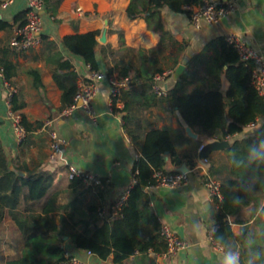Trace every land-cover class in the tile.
Returning <instances> with one entry per match:
<instances>
[{"label": "crops", "instance_id": "0c3cea01", "mask_svg": "<svg viewBox=\"0 0 264 264\" xmlns=\"http://www.w3.org/2000/svg\"><path fill=\"white\" fill-rule=\"evenodd\" d=\"M129 1L62 0L55 16L44 11L41 42L26 52L11 49L10 40L14 28L0 31V60L15 67V74L7 82L15 89L19 102L24 104L20 114L30 123H43L42 127L33 129L18 143L8 115L10 108L6 103L7 88L0 80V150L5 155L7 167L21 178L34 176L39 172L50 173L53 176L50 192L60 193L59 206H63L69 198V166L100 179L101 189L82 182L76 186V208L78 212L83 213L92 205L107 210L123 194L129 192L134 183L133 167L140 157V147L146 131L169 129L180 164L185 163L189 170L188 182L178 189H147L149 205L155 217L167 224L176 236L188 245V248L180 252L170 264H217L218 254L207 240V232L212 226L215 211L209 202L204 182L207 176L218 181L228 177L225 172L228 166L226 148L212 152L207 157V162H202L198 147L210 141L191 128L195 138L188 137V126L173 109L170 100L151 98L149 84L140 81L127 88L130 95L121 96L114 108L109 107L108 83L100 81L92 101L94 118H90L81 110L63 118L59 111L61 92L53 82L52 76L54 72L65 73L58 69V65L67 62L77 75V86L87 84L90 77L88 66L81 57L69 53L61 41L68 35L99 31V45L95 55L100 72L117 76L118 72L126 68L125 78L131 81L139 72L150 74L153 70L151 64L155 63L163 72H171V76L162 83L164 88L171 89L175 83L173 74L176 68L182 65L181 74L186 72L185 90L190 92L195 89H212L224 95L229 83L225 77L227 67L221 65L219 60L220 41L227 34H237L250 48L264 57V0H233L235 10L231 14L218 24H204L198 30L191 26L186 14H175L164 9L163 22L170 35L156 54L150 53L149 50L157 44L158 33L148 31L143 19H127L126 8ZM186 8L187 6L183 7L184 10H187ZM25 10L24 0H16L6 10H0V20L12 23L14 17ZM3 49L6 53H1ZM29 70L38 71L43 88H33L31 78L27 75ZM0 71L3 73L1 68ZM127 102L131 103L130 109L128 112H122ZM126 114L145 128L140 132L137 141H133L123 128V116ZM47 121L53 122L52 128L45 126ZM263 124L264 116L225 141L230 144L233 139L251 138L253 130ZM52 130L65 144L61 146L60 152L50 159ZM165 161V170L175 172L178 166H171L167 157ZM212 166L219 171L214 176L208 175ZM258 194L259 191L254 192V195ZM263 200L264 197L261 201L264 202ZM252 203L243 210L241 218H250ZM72 213L70 209L61 210L55 216L56 219L59 216L67 219V232L71 231L73 219L69 215ZM196 223L202 225L199 232L193 230ZM240 229V225L232 223V236L239 235ZM21 248L19 231L6 215L0 223V264L17 258L21 254ZM65 249L67 257L85 264H113L111 259L101 262L93 255L74 248L69 241ZM145 261L146 257L135 254L122 264H143Z\"/></svg>", "mask_w": 264, "mask_h": 264}, {"label": "trees", "instance_id": "16d2710c", "mask_svg": "<svg viewBox=\"0 0 264 264\" xmlns=\"http://www.w3.org/2000/svg\"><path fill=\"white\" fill-rule=\"evenodd\" d=\"M44 11L55 16L62 0H43ZM202 0H130L126 8V17L130 21L143 19L146 29L158 33L157 44L149 50L156 54L169 38L166 30L162 11L167 9L171 13H184L189 18L191 11L183 7H197ZM26 23L25 12L17 14L12 23L0 20V31L22 27ZM99 31L83 34L68 35L62 38V46L71 54L79 56L88 66L89 72H98L99 64L95 55L98 47L97 38ZM221 65L227 67L225 77L229 83L227 92L223 95L217 90L195 89L190 92L185 90L186 72L175 80L174 86L167 90V96L160 99H169L173 109L177 112L183 123L189 128L198 131L210 142L225 141L235 134L241 133L244 128L254 124L264 116V99L259 96L251 85L252 63L241 60L235 49L227 44L224 39L220 41ZM1 53H6L3 49ZM0 68L4 78L10 81L15 74V67L7 61L0 60ZM150 74L138 73L130 86L140 81L148 83L150 90L154 84V76L163 73L155 63ZM58 69L65 73H53V82L60 90V108L63 111L69 107L79 91L77 75L72 71L67 62L60 63ZM125 71V72H124ZM34 89L43 88L41 77L37 70L27 71ZM127 76L126 68L117 73L118 79ZM171 76V75H170ZM169 76V77H170ZM130 95V90L125 89L121 96ZM151 98L155 94L151 91ZM130 102L124 104L122 112H128ZM24 104L19 102L18 95L13 94L10 100V111L21 118V126L25 135L33 129L42 127L43 123H30L20 114ZM114 108V107H113ZM123 128L133 141H137L140 132L145 130L140 122L126 114L123 116ZM264 132V124L258 128ZM257 129V130H258ZM259 134V133H257ZM251 138L233 139L225 149L228 166L225 172L228 177L220 181V200L216 202L217 209L214 213L217 234H224L226 238L240 240L243 232L258 233L264 229V217L257 215V210L264 206L261 199L264 197V171L255 173L251 170L236 169L230 164L233 152L242 154ZM171 166H179L180 159L170 139L169 129H150L146 131L145 138L140 147V157L133 167L134 183L128 196L120 209L117 217L100 219L97 216L98 208L95 205L86 208L85 212L77 211L78 198L75 188L82 181L72 177L68 186L69 198L59 206V194L51 193L53 176L48 172H39L36 175L18 176L7 167L3 151L0 150V223L6 215L10 217L17 227L22 239L21 254L15 259H9L5 264H70V257H66L65 245L69 241L74 248L85 251L99 261L109 259L113 264H122L130 256L139 254L146 257L143 264H158L156 256L166 250V244L159 233V224L149 205L147 187L155 183L153 175L157 171L165 170L166 161ZM185 159L187 156L184 157ZM218 169L212 167L208 175L214 176ZM251 183L252 189L246 195L241 191L242 185ZM259 191L258 195H254ZM262 194V196H260ZM241 195L244 199L242 206H234L230 198ZM264 201V200H263ZM252 203V215L249 219L241 218L243 210ZM71 210L73 219L71 231L65 227L67 219L63 216L55 218L59 211ZM251 220V223L249 221ZM241 226L240 233L232 236L231 224ZM77 227V230L75 228ZM66 237V240H64ZM151 252L153 255L148 256Z\"/></svg>", "mask_w": 264, "mask_h": 264}, {"label": "built area", "instance_id": "2783aa9c", "mask_svg": "<svg viewBox=\"0 0 264 264\" xmlns=\"http://www.w3.org/2000/svg\"><path fill=\"white\" fill-rule=\"evenodd\" d=\"M16 0H1L0 10L4 11L15 3ZM25 2V18L26 23L19 28L13 29L12 38L10 40V47L16 52H26L32 48L38 46L41 42V31L43 25V13H44V1L43 0H24ZM187 10L191 11L189 22L191 26L198 30L202 25H214L218 24L224 17L228 16L235 10V2L233 0L225 1H213L202 0L201 4L197 7H187ZM227 44L231 45L241 60L250 61L252 63L251 71V85L257 91L259 96L264 99V57L258 51L250 48L245 41L237 34H227L224 37ZM171 75V72H163L154 76V84L151 91L157 98H165L167 96V90L162 86V83ZM1 83L7 88L6 103L10 108V100L13 94L16 93L10 84L5 80L2 71H0ZM100 81H106L109 85V107H115L120 93L130 86L128 78L118 79L113 74H105L103 72L90 73L89 82L79 87V91L74 97L73 103L61 111L60 116L63 118L70 117L74 111L81 110L84 114L90 118H94V110L92 101L95 97L98 83ZM11 118V126L15 134L16 141L22 142L25 137V130L21 126V118L18 114L8 113ZM45 126L52 128L53 122H45ZM50 159H53L59 152L61 146L65 144V141L60 139L55 131L50 132ZM204 144L198 147V153L202 151ZM202 162L206 163L207 158H202ZM68 171L70 177L80 178L82 183L93 186L95 188H102V181L97 177L90 174L81 173L76 167L69 166ZM153 178L155 183L147 189H154L159 187L168 188H182L188 182V173L181 172H161L154 173ZM204 186L208 192L209 202L214 208L217 209V204L221 198L219 188L220 181L207 176L204 182ZM128 193L123 194L116 202H114L107 210L98 209L97 216L100 219L107 217H117L120 209L123 206ZM159 224V233L166 244V250L156 256L158 264H170L176 256L185 251L188 245L183 240H180L172 229L165 224L161 219L156 217ZM210 229L207 232V240L209 244L214 248L213 239L209 235ZM216 251V250H215ZM149 255H153L151 252ZM67 257V256H66ZM70 264H85L81 261L70 258Z\"/></svg>", "mask_w": 264, "mask_h": 264}, {"label": "clouds", "instance_id": "9594fccd", "mask_svg": "<svg viewBox=\"0 0 264 264\" xmlns=\"http://www.w3.org/2000/svg\"><path fill=\"white\" fill-rule=\"evenodd\" d=\"M250 137L251 140L242 154L232 153L230 164L236 169H244L245 172L251 170L260 173L264 171V132L253 130ZM252 186L251 183L242 185L241 191L246 195ZM230 203L242 206L244 199L241 195H234L230 198ZM257 215L264 217V206L257 210ZM201 227V224L196 223L193 230L199 232ZM217 233L218 228L213 220L209 235L218 254L217 264H264V229L258 233L242 232L239 241Z\"/></svg>", "mask_w": 264, "mask_h": 264}, {"label": "water", "instance_id": "95a60500", "mask_svg": "<svg viewBox=\"0 0 264 264\" xmlns=\"http://www.w3.org/2000/svg\"><path fill=\"white\" fill-rule=\"evenodd\" d=\"M183 70V66L180 65L176 68L174 74H173V79L177 80L181 74ZM186 134L188 137L190 138H195V135H193L190 131V128L187 127L186 128ZM229 146V143L227 141H212L209 142L207 144L204 145V148L202 149V151L199 153V157L201 158H207L212 152L215 151H220L223 150L225 148H227ZM177 172H181V173H188V169L185 163H181L177 169ZM64 240H66V237H64Z\"/></svg>", "mask_w": 264, "mask_h": 264}]
</instances>
